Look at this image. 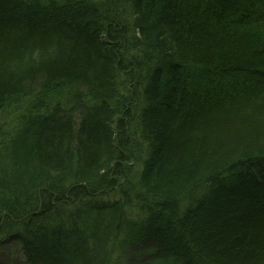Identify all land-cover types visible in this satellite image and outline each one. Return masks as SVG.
Returning a JSON list of instances; mask_svg holds the SVG:
<instances>
[{
  "label": "trees",
  "instance_id": "16d2710c",
  "mask_svg": "<svg viewBox=\"0 0 264 264\" xmlns=\"http://www.w3.org/2000/svg\"><path fill=\"white\" fill-rule=\"evenodd\" d=\"M264 264V0H0V264Z\"/></svg>",
  "mask_w": 264,
  "mask_h": 264
},
{
  "label": "rangeland",
  "instance_id": "374dc122",
  "mask_svg": "<svg viewBox=\"0 0 264 264\" xmlns=\"http://www.w3.org/2000/svg\"><path fill=\"white\" fill-rule=\"evenodd\" d=\"M155 263L157 264H177L176 261H162V260H156V259H155Z\"/></svg>",
  "mask_w": 264,
  "mask_h": 264
}]
</instances>
